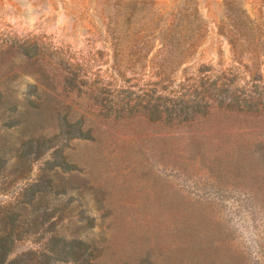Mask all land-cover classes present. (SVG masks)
Listing matches in <instances>:
<instances>
[{"label": "rangeland", "instance_id": "1", "mask_svg": "<svg viewBox=\"0 0 264 264\" xmlns=\"http://www.w3.org/2000/svg\"><path fill=\"white\" fill-rule=\"evenodd\" d=\"M183 1L197 8L207 32L170 81L156 87V68L151 72L149 64L142 70L131 64L135 44L151 28V43L158 37L151 20L156 10L171 12ZM235 14L254 28L223 35L219 26ZM229 40L238 46L233 48ZM200 67L211 69L184 80ZM256 67L264 86V0H0V142L17 143L28 127L26 134H46L51 146L22 180L9 173L15 159L7 155L6 172L0 173V205L13 202L47 162L75 168L85 215L75 220L90 223L81 235L102 243L98 264H124L159 239L162 224L174 225L180 204L190 211L195 198L221 196L219 207L213 206L234 241L250 253L253 264H264V239L252 237V222L245 208L236 205L242 188L231 184L218 189L208 169L216 161L222 173L236 174L239 133L250 124L264 127L263 122L216 113L191 126H166L137 108L128 110L137 101L158 103L163 86L173 97L214 81L248 88ZM3 100L15 103V111L2 115ZM123 107L127 110L121 111ZM79 130L89 139H66ZM258 137L263 135L257 133L251 141ZM94 188L101 190L97 201ZM32 240L17 242L11 257L41 246ZM163 245L157 247L164 251ZM159 258L154 255L156 263Z\"/></svg>", "mask_w": 264, "mask_h": 264}, {"label": "trees", "instance_id": "2", "mask_svg": "<svg viewBox=\"0 0 264 264\" xmlns=\"http://www.w3.org/2000/svg\"><path fill=\"white\" fill-rule=\"evenodd\" d=\"M151 18L154 27L159 28L158 37L151 43L155 37L153 29H148L141 42L135 44L137 56L131 64L141 70L149 64L151 72L156 68L153 74L158 80L153 85L157 87L159 83L170 81L177 68L192 57L207 32V25L197 8L188 1L179 3L171 12L156 10ZM226 21L225 25L219 26L223 35L224 32L241 35L244 29L254 28L253 23L240 14L228 16ZM229 42L233 48L238 46L232 40ZM158 61V65L152 66ZM244 67L247 68L246 65ZM210 69L203 71L201 67L197 68L194 77L185 76L184 80L195 79ZM250 81L248 88L230 81L220 84L214 81L207 88L198 91V87H195L178 97H173L174 92L166 91L167 88L163 86L156 97L158 103L137 101L128 110L131 109L133 113L137 108L150 121L166 126H191L216 113L226 117L261 120L264 126V86L257 67L251 73ZM149 91L154 93L155 90ZM186 96L191 99L185 100ZM1 98L0 94V102ZM3 105L2 115L15 111V103L4 101ZM35 107L39 108L38 105ZM124 110L127 107L121 111ZM27 128L23 127L17 143L7 145L0 142V173L6 172L7 155L10 154L15 159L9 170L14 180L25 179L31 163L51 147L46 144V134H26ZM257 133L263 137L251 141ZM71 138L89 139L82 130L66 139ZM238 140L237 173L227 176L216 166V161L210 163L209 173H214L213 181L218 189L231 184L242 188L236 205L245 208L254 230L252 237L264 239V127L250 124L239 133ZM64 158L62 164H66ZM75 174V168L47 162L36 180L27 183L13 202L0 205V264H98L102 243L96 238L83 237L81 233L90 227V223L82 224L75 220L85 216L80 201L81 183L76 180L78 177ZM100 191L93 189L92 195L96 201L97 192ZM180 197L188 200L186 195ZM77 198L79 204L76 203ZM213 199L195 198L190 211L181 208L180 204L174 225L162 224L159 239L145 247L138 259L126 260L124 264H253L250 253L234 241L222 213L213 206L219 207L222 197ZM163 205L168 206L165 200ZM86 217L93 218L90 215ZM245 229L248 230L247 227ZM26 237H32V242L41 246L11 257L16 243ZM159 243H164V251L157 247ZM154 255L160 256L157 263Z\"/></svg>", "mask_w": 264, "mask_h": 264}]
</instances>
